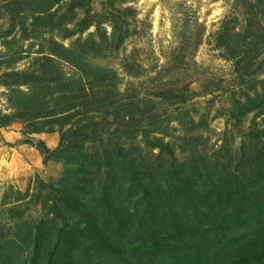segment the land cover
<instances>
[{"label": "rangeland", "instance_id": "rangeland-1", "mask_svg": "<svg viewBox=\"0 0 264 264\" xmlns=\"http://www.w3.org/2000/svg\"><path fill=\"white\" fill-rule=\"evenodd\" d=\"M248 2L0 0V264H29L28 230L36 234L53 218L65 180L94 179L102 192L112 170L120 176L115 145L156 167L161 195L172 167L168 156L149 155L160 154L150 146L156 140L182 168L218 162L217 171L228 167L242 188L259 193V183L238 171L264 144V53L245 68L218 39L225 24L245 27ZM250 99L257 103L241 116ZM106 150L111 166L105 161L98 173L90 157L103 160ZM79 204L88 210L92 198ZM168 238L151 242L165 250ZM83 250L75 249L79 264L88 260Z\"/></svg>", "mask_w": 264, "mask_h": 264}, {"label": "trees", "instance_id": "trees-1", "mask_svg": "<svg viewBox=\"0 0 264 264\" xmlns=\"http://www.w3.org/2000/svg\"><path fill=\"white\" fill-rule=\"evenodd\" d=\"M243 5L245 27L235 32L225 24L218 39L219 47L247 68L264 53V0ZM91 49L99 52V48ZM256 103L250 99L240 105L241 116ZM244 108L248 110L243 112ZM262 145L259 157L249 162V169L238 171L248 181L259 183L255 186L259 193L253 194L242 188L237 172L231 175L228 167L224 173L217 171L218 162L210 164L212 169L205 159L182 168L174 150L156 140L150 146L157 147L160 154L155 156L151 151L149 155L158 159L168 156L172 167L171 183L162 195L153 176L156 167L146 161L138 165L134 158L121 154L125 153L122 146L115 145V150L121 152L120 162L114 165L120 168V176L112 170L102 192L94 188V179L65 180V188L58 191L62 196L53 206V218L34 228L36 234L28 230V241L33 245L29 264H41L43 259L47 264H79V254L75 253L78 248L84 249V258L88 259L85 264H264ZM110 151L104 152L103 160L97 154L90 157V167L98 173L105 161L110 167ZM45 152L49 150L45 148ZM83 196L92 198V208L81 209ZM252 228L258 229L255 232ZM140 229L151 240L162 233L169 236L170 242L165 244V250L158 249L136 232ZM179 239H186L183 247L178 245ZM47 251L49 254L43 258ZM102 255L106 256L104 263L92 257Z\"/></svg>", "mask_w": 264, "mask_h": 264}]
</instances>
